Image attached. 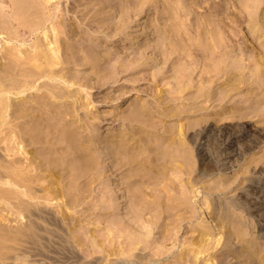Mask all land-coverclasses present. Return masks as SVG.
<instances>
[{"label": "bare ground", "instance_id": "bare-ground-1", "mask_svg": "<svg viewBox=\"0 0 264 264\" xmlns=\"http://www.w3.org/2000/svg\"><path fill=\"white\" fill-rule=\"evenodd\" d=\"M146 1L162 2L166 11L171 8L165 6V3L169 6L168 0H95L94 6L95 12L109 16L104 21L112 26L121 25L125 13L148 5ZM240 3L241 0L180 2L182 9L209 11V18L198 20L192 39L207 52L202 65L208 75L200 78L202 85L195 90V98L201 102L197 106L210 108L216 104L226 114L217 125L213 118L210 124V118L193 120L200 127L194 132L195 137L187 135L179 124L175 135H162L164 142H150L156 146L154 151L160 159L153 164L148 155L142 156L141 143L133 140L135 132L128 140L123 138L126 134L108 129V123H83L67 101L74 85L88 92L86 82L92 79L99 82L103 78V68L94 70L93 77L87 79L79 68L87 63L96 65L103 52L84 51L80 56L53 28L50 42L62 49L59 58L62 67L55 70L54 51L48 48L32 52L20 45L26 42L21 34L42 31L52 14L44 13L40 0H0V37L9 31L10 40L18 42L11 50L0 52V202L8 211L2 215L0 209V264H161V258L169 253L159 238L177 242V231L169 226L189 218L185 216L183 195L192 191L200 179L195 172L203 152L200 163L206 165L209 174L231 164L230 168L238 166V170L248 169L252 174L256 173L252 164L259 163L258 172L264 173V154L245 163L248 154L264 144V129L249 123L254 116H258V123L264 122V11L260 18L257 9L245 10L238 7ZM237 24L244 25L245 33L255 45L237 34ZM171 26L177 30L178 19ZM149 30V25L143 22L137 36H148ZM189 49L190 46L186 52ZM71 68L75 72H70ZM186 74L174 76L180 92L188 89L193 80ZM130 111V120L143 125L150 121V114L142 108L133 107ZM191 122L186 124L192 126ZM97 133L107 136L101 146L102 141L95 139ZM196 140L197 146H201L199 151L192 146ZM185 143L189 145L183 147ZM105 150L106 158L99 160V151ZM106 160L109 175L130 172L126 173L130 193L125 197H108L111 218L106 227L91 229L82 224L92 215L85 204L97 197L94 187L101 174L99 164ZM170 169L190 176L179 181L167 179L180 184L181 190L175 191L160 179V187L149 194L134 181L136 176L149 173L171 176ZM235 172L220 178L223 192L238 180L239 174ZM248 182V187H239V193L230 198L232 209L207 201L199 205L203 217L209 214L212 229L219 228L223 220L222 217L215 220L214 214L227 218L239 210V215L255 217L253 229H257V235L248 233L241 220H230L232 228L225 248L232 259L236 258L230 264H264V244L258 241L264 238V180L255 174ZM119 206L126 210L124 218L130 214L129 225L119 226L115 212ZM175 208L184 209V213L172 212ZM8 215L16 226L4 223ZM146 224L148 229L143 227ZM205 235L209 234L201 233L197 239H191L174 264H197L207 251L206 241L212 240L209 236L204 238Z\"/></svg>", "mask_w": 264, "mask_h": 264}, {"label": "rangeland", "instance_id": "rangeland-1", "mask_svg": "<svg viewBox=\"0 0 264 264\" xmlns=\"http://www.w3.org/2000/svg\"><path fill=\"white\" fill-rule=\"evenodd\" d=\"M181 1L189 2L192 0H168L169 6L166 3L165 6L172 8H169V11L165 10L162 2L146 1L148 5L137 6L134 10L130 9L128 13H125L121 25L111 26L107 21H104L109 19L106 13L98 14V12H95V0H40L43 6L42 10L44 13H51L52 19L46 22V26L42 31L21 34L25 37L26 42L24 44L20 43V45L23 49L32 52L35 49L45 51L48 48L54 51L55 64L53 68L55 70L62 67L59 59L62 49L57 48V43L50 42L53 39V28L58 36L68 41L71 49L79 51L80 56L83 55L84 51L89 54L103 52V56L98 58L99 61L96 65L87 63L79 67L86 74L85 79L92 78L94 70L97 68H103V78L99 82L95 79L86 82L89 87L88 92L80 89L78 85H74L67 101L74 107L78 118L83 123L90 121L98 123V125L108 123L106 126L109 127L108 129L117 134H126L123 138L128 140H130L128 136H132L135 132L133 140L135 139L141 143L142 156L148 155L151 162L156 164L160 159L154 151L156 146L150 144V142L155 140L164 142L165 137L162 135H175L180 127L179 124H182L187 135H190L191 138L195 137L194 132L200 127L193 120L210 118V124L213 118L215 119L214 124L217 125L222 122H220V118L226 114L216 104L214 107L210 105V108L197 106L201 102L196 100L197 93L195 90L202 85L200 78L208 75L202 65L207 52H204L203 47L195 45L192 39L195 38V26L198 20L204 21L209 18V11L205 8L182 9L180 6ZM231 1L234 2L235 0ZM238 7L245 10L257 9L261 18L264 11V0H241ZM237 10L239 8H235V11ZM119 18L120 15L117 16V20ZM176 19L180 22V27L178 26L177 30H172L171 25ZM143 22L149 25V35L145 37L137 36L138 29ZM236 27L237 34L248 40L251 46L255 45L254 40L248 38L249 34L245 33L246 28L243 24H237ZM216 29L219 30V27L216 26ZM45 30L47 31L46 35L44 34ZM62 30L65 31V34L61 33ZM9 37H12L9 31L4 33V37H0V43L4 42L0 52L4 49L11 50L14 45L17 46L18 42L10 40ZM189 46L190 49L186 52ZM69 71L75 72L73 68ZM184 72L187 73L186 75H190L193 80L188 89L180 92L176 87L174 76H180V73L183 74ZM222 81L221 79L220 82ZM92 82L96 83L93 84ZM214 89H216V86ZM239 103L243 105L244 101ZM133 107H140L150 114V121L147 125H143L136 120H130V110ZM190 120H192V126L186 124ZM257 120L258 116H254L249 119V123L264 129V122L260 121L258 123ZM95 135V139L102 141L99 144L100 146L107 139L105 133ZM176 137L178 136L176 135ZM192 143L195 151L201 149V146L196 144L197 140ZM187 145L189 144H182L183 147ZM106 153L107 150L103 153L99 151L98 159L106 158ZM204 153L199 156L196 164L195 173L200 176V179L197 184L194 183L192 191L188 192L187 195H183L186 199L185 209L187 207L185 216H189V218L177 223L176 226H169L177 231V242L175 240L176 243H173V241H164L159 238L170 250L167 249L169 254L161 258V264H174L176 257L180 256L181 251L189 246L190 240L197 239L201 233H208L209 235H205L204 238L209 236L212 237V240L206 241L205 248H207V251L202 254L201 259H198L197 264H230L234 262L236 258L232 259V255L225 248L228 234L232 228L230 224L232 219L241 220L243 228L248 233L253 235L256 233L255 235H257V229H253L254 222H257L255 217L239 215V210L234 212L233 215L229 214L227 218L223 217L224 214H214L215 220L221 217L223 220L219 228L212 229L211 218L207 217L209 214L203 217L199 205L207 201L210 204L214 203L232 209L233 204L230 198L239 193V187H248V179L255 177V174L264 180V173L258 172L261 163L257 165L258 167L256 164H252L254 166L252 169L256 173L251 174L248 169L247 172L245 170L242 172L241 169L238 170V166L230 168L231 164L227 169H216L213 176L209 174L206 165L203 167L204 164L200 163ZM262 154H264V144L248 154L247 157L249 158L245 163H248L252 157L254 159ZM107 163L108 160L99 164L101 174L94 187L97 197L88 200L85 204L91 208L92 215L87 220H83L82 224L91 229L94 226L97 229L101 226L106 227L108 218H111L112 210L108 206L109 200L106 201L108 197H120L121 195L125 197L130 193L128 191L131 185L126 178V173L130 172L124 170L120 174L115 172L109 175L111 171ZM169 171L171 176L166 174L156 176V174L149 173L136 176L134 181L143 186L149 194L154 193V190L160 187L162 184V182H159L160 179H164L166 183L172 185L175 191L181 190L180 184L171 183L167 179L171 177V179L179 181L180 178L190 176L174 172L173 169ZM234 172L235 175L239 174L238 180L223 192V187H220L223 181L220 178L224 179L232 176ZM106 191L108 192L104 197ZM179 193L177 192V196H179ZM102 198H104V201ZM173 203H176V201H173ZM0 209H3L2 215L8 213L2 202H0ZM115 212L118 214L116 217L119 226L130 224L128 219L130 214L127 218H124L126 210L123 206H119ZM172 212L184 213V209L175 208ZM10 219H12V216L9 217L8 215L4 223L16 226V221ZM143 227L148 229L147 224ZM239 228H242V226ZM158 235L159 232H156L155 236L159 237ZM258 241L264 244V238H259ZM241 264H245V262Z\"/></svg>", "mask_w": 264, "mask_h": 264}]
</instances>
